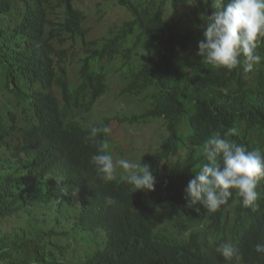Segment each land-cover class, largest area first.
I'll list each match as a JSON object with an SVG mask.
<instances>
[{
	"label": "trees",
	"instance_id": "obj_1",
	"mask_svg": "<svg viewBox=\"0 0 264 264\" xmlns=\"http://www.w3.org/2000/svg\"><path fill=\"white\" fill-rule=\"evenodd\" d=\"M117 1L132 19L94 50L76 0H0V264H236L216 252L227 241L239 264H264L255 251L264 243V181L258 211L235 193L215 212L188 208L184 192L212 135L235 127L228 139L264 153V62L245 75L202 61L211 0H194L201 13L190 30L178 0L168 18L167 0ZM80 45L87 56L72 77L69 53ZM258 52L264 57V41ZM120 55L123 93L148 103L120 120L165 125L138 160L156 178L150 192L135 191L120 172L105 182L91 163L96 147L86 137L110 121L88 116L108 91L101 62Z\"/></svg>",
	"mask_w": 264,
	"mask_h": 264
},
{
	"label": "clouds",
	"instance_id": "obj_2",
	"mask_svg": "<svg viewBox=\"0 0 264 264\" xmlns=\"http://www.w3.org/2000/svg\"><path fill=\"white\" fill-rule=\"evenodd\" d=\"M208 3V0H205ZM215 11L206 17L203 39L198 42V55L202 61L214 68H226L229 72L242 69L244 74L255 71L264 62L258 49L264 41V0H211ZM108 125L92 126L89 136L96 147L91 163L96 173L105 182L119 179L136 190H155L156 178L146 163L132 162L124 158H114L107 136ZM238 135L235 127L223 133L210 136L202 146L204 162L184 189L186 207L200 204L208 212L217 211L228 204L233 194L241 198L244 208L259 210L261 193L257 191L264 181V153L260 149L249 150L228 137ZM101 136L104 138L102 139ZM60 185L63 178H57ZM108 203H115L108 197ZM199 211V209H197ZM255 251L264 255V243H257ZM216 252L226 261L239 264L237 246L231 242H220Z\"/></svg>",
	"mask_w": 264,
	"mask_h": 264
},
{
	"label": "rangeland",
	"instance_id": "obj_3",
	"mask_svg": "<svg viewBox=\"0 0 264 264\" xmlns=\"http://www.w3.org/2000/svg\"><path fill=\"white\" fill-rule=\"evenodd\" d=\"M181 26L190 30L194 28V20L201 13L194 0H178ZM75 5L85 13V25L89 29L87 34L88 46L92 49L100 48L106 42V37L117 33L124 22L132 19V14L126 10L117 0H76ZM173 8L172 0H167L165 16L168 18ZM198 12V13H197ZM62 13V7L51 10V18L58 20ZM168 15V16H167ZM86 46L80 45L72 48L70 55V70L72 77L77 74L79 62L87 56ZM123 58L121 55L113 62L104 60L101 62L108 70V91L95 104L88 114L90 123L101 122L110 118L109 126L111 151L114 158H124L132 162H138L141 155L151 153L161 133L165 132L163 119L153 120L149 123L129 124L120 119L129 114H140L146 109V101L141 98L123 93L129 80L119 70ZM121 170L118 169V173Z\"/></svg>",
	"mask_w": 264,
	"mask_h": 264
}]
</instances>
